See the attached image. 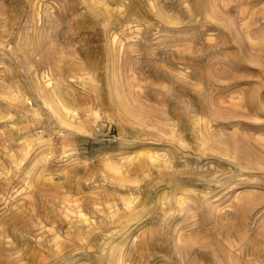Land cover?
Returning a JSON list of instances; mask_svg holds the SVG:
<instances>
[{"label": "rangeland", "instance_id": "1", "mask_svg": "<svg viewBox=\"0 0 264 264\" xmlns=\"http://www.w3.org/2000/svg\"><path fill=\"white\" fill-rule=\"evenodd\" d=\"M0 264H264V0H0Z\"/></svg>", "mask_w": 264, "mask_h": 264}, {"label": "bare ground", "instance_id": "2", "mask_svg": "<svg viewBox=\"0 0 264 264\" xmlns=\"http://www.w3.org/2000/svg\"><path fill=\"white\" fill-rule=\"evenodd\" d=\"M48 103H49V106H51V104L52 103H54V105H53V107H52V109H53V111H56V113L55 114H60V116L61 117H63L64 116V120L65 119H67L66 118V116L69 114V109L66 107V106H64V103H63V101H62V97H61V94L54 88V87H52V90L50 91V100L48 101ZM60 109H63L62 111H63V113L61 112H59L60 111ZM60 117V118H61ZM152 156V155H151ZM151 158V157H150ZM153 158V157H152ZM155 158V157H154ZM149 160V159H148ZM156 161V160H155ZM128 202V201H127ZM128 204V203H127ZM128 206H129V204H128ZM228 260H230V259H228ZM229 262V261H228Z\"/></svg>", "mask_w": 264, "mask_h": 264}]
</instances>
